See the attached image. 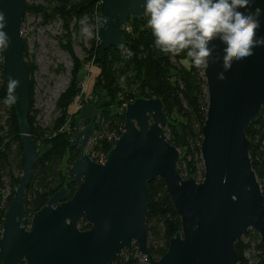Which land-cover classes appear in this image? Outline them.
Returning <instances> with one entry per match:
<instances>
[{
  "label": "water",
  "instance_id": "water-1",
  "mask_svg": "<svg viewBox=\"0 0 264 264\" xmlns=\"http://www.w3.org/2000/svg\"><path fill=\"white\" fill-rule=\"evenodd\" d=\"M142 2L102 0L98 32L102 49L126 47L123 30L129 19L147 18ZM25 7V0H0L8 24L5 31L11 38L2 52L3 79L6 86L10 77L20 81L14 106L25 164L2 227V264H114L135 245L149 264H236V244L250 230L259 234L264 245V195L246 134L264 110V47L234 61L221 80L217 78L224 70L219 40L213 41L216 51L205 67L208 112L202 130V182L180 174L181 152L166 138L168 118L160 99H139L126 106L124 132L103 165L87 153L98 115L92 105H86L75 118L76 135L71 141L81 150L69 169L79 187L71 195L63 186L29 219L25 195L41 151L27 124L33 95L22 34ZM251 7L264 8V3L257 0ZM261 24L258 35L264 36V16ZM156 180L164 182L182 222V232L158 260L149 250L147 232L149 184ZM83 220L90 226L88 231L80 229Z\"/></svg>",
  "mask_w": 264,
  "mask_h": 264
},
{
  "label": "trees",
  "instance_id": "trees-1",
  "mask_svg": "<svg viewBox=\"0 0 264 264\" xmlns=\"http://www.w3.org/2000/svg\"><path fill=\"white\" fill-rule=\"evenodd\" d=\"M25 4V16L33 15L41 20L42 25H49L56 20L63 23L66 36L60 42L73 62L70 84L56 104L58 115L47 128H42L38 124V115L34 113L32 79L33 102L27 124L32 138L39 148L45 151L41 153L34 167L33 179L25 195L26 215L29 219L42 210L63 186L68 188L71 195L79 187V184L72 182L69 173L72 164L81 157V150L71 146V141L76 135L77 114H71V108L81 96L84 67L91 62L99 72L92 93L86 99L83 95L81 102L90 104L96 111L101 112L94 126L95 135L90 149L93 161L96 162L101 156L107 157L114 148L115 141L122 136L126 125L125 108L128 104L139 99H160L168 118V125L165 127L166 138L181 152L178 166L180 174L184 179L194 178L203 181L202 130L208 112L205 67L195 69L190 59L183 54L177 57L160 55L154 44L151 29L147 27V19L139 20L134 17L129 19L127 27L123 30L127 41L124 49L104 50L98 38H95L91 49L86 51L88 57L81 60L74 52L72 36L85 16L89 18V24H96L100 29L102 0H33L32 3L25 0ZM24 42L25 57L33 77L37 68L28 61V47L25 40ZM184 62H188L189 67L185 66ZM6 93L3 55L0 52V238L5 216L25 167L20 119L14 105L9 107L3 103ZM114 106L118 111H111ZM174 115L183 122L174 123V120L172 121ZM246 134L251 142L252 167L264 195V110ZM64 162L68 165L66 173L63 171ZM9 190L10 193L7 194ZM149 191L151 196L147 217L149 250L158 260L168 252L171 240L182 232V222L162 180L150 183ZM80 229L88 231L90 226L83 220ZM236 251L238 255L236 264H262L264 245L256 231L250 230L236 244ZM141 257L135 245L133 250L122 252L114 264H139Z\"/></svg>",
  "mask_w": 264,
  "mask_h": 264
},
{
  "label": "clouds",
  "instance_id": "clouds-1",
  "mask_svg": "<svg viewBox=\"0 0 264 264\" xmlns=\"http://www.w3.org/2000/svg\"><path fill=\"white\" fill-rule=\"evenodd\" d=\"M254 4L257 0H143L142 7L156 48L172 57L185 55L195 69L208 65L216 51L213 41L219 40L223 45L224 70L217 73V78L222 80L234 61H242L252 56L256 48L264 47V36L258 35L264 8L253 10ZM80 24L85 40L92 38L89 18L83 17ZM7 26L5 14L0 12V52L11 44ZM19 86V80L8 79L5 105L17 103Z\"/></svg>",
  "mask_w": 264,
  "mask_h": 264
},
{
  "label": "rangeland",
  "instance_id": "rangeland-1",
  "mask_svg": "<svg viewBox=\"0 0 264 264\" xmlns=\"http://www.w3.org/2000/svg\"><path fill=\"white\" fill-rule=\"evenodd\" d=\"M32 3L33 0H26ZM148 21V17L145 18ZM25 21L22 25L23 39L28 47V61L34 64L37 68L32 79L34 81V113H37L38 124L42 128H47L57 117L58 112L56 104L60 96L66 91L71 81V71L73 62L70 54L62 47L61 40L65 35L63 23L59 20L52 22L49 25H42L41 20L33 15L25 16ZM93 32L90 39L85 40L81 35V25L74 31L72 36V46L78 58L84 60L88 57L86 51H89L92 46V41L98 38L99 28L95 24H89ZM67 43L66 41H64ZM185 66L189 67L188 62H184ZM98 69L89 63L84 67V79L81 83V95L84 98L92 93L93 87L98 76ZM83 84H86L85 91ZM90 105L81 102V98H77L71 108V114L79 115L82 107ZM112 112L118 111L116 106L111 108ZM98 120L101 112L97 111ZM181 124L183 120L176 115L172 121ZM171 122V120H169ZM98 122V121H97ZM177 124V125H178ZM95 135V134H94ZM41 153L45 150L40 148ZM66 162V160H65ZM64 162L63 171H68V165ZM199 179L198 182H201ZM10 193V190L7 194ZM135 248V246H134ZM139 264H148L145 258L141 257Z\"/></svg>",
  "mask_w": 264,
  "mask_h": 264
},
{
  "label": "built area",
  "instance_id": "built-area-1",
  "mask_svg": "<svg viewBox=\"0 0 264 264\" xmlns=\"http://www.w3.org/2000/svg\"><path fill=\"white\" fill-rule=\"evenodd\" d=\"M86 88V84H83V89H85ZM92 143H93V139H92V141H91V143L89 144V146H88V149H87V153H88V155H89V157L91 158V160H93V157H91V153H90V149H91V145H92ZM106 159H107V157H103V156H101V157H99L98 159H97V161L96 162H98L97 164H105V162H106Z\"/></svg>",
  "mask_w": 264,
  "mask_h": 264
},
{
  "label": "flooded vegetation",
  "instance_id": "flooded-vegetation-1",
  "mask_svg": "<svg viewBox=\"0 0 264 264\" xmlns=\"http://www.w3.org/2000/svg\"><path fill=\"white\" fill-rule=\"evenodd\" d=\"M84 91H85V89H84ZM83 95H84V94H83ZM83 95H81L80 98H82ZM75 132H76V131H75ZM78 148H79V147H78ZM79 149H80V148H79Z\"/></svg>",
  "mask_w": 264,
  "mask_h": 264
}]
</instances>
